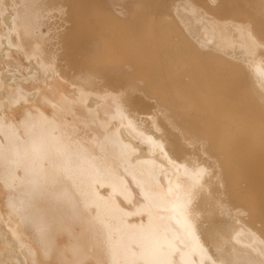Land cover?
Masks as SVG:
<instances>
[{
	"label": "bare ground",
	"instance_id": "6f19581e",
	"mask_svg": "<svg viewBox=\"0 0 264 264\" xmlns=\"http://www.w3.org/2000/svg\"><path fill=\"white\" fill-rule=\"evenodd\" d=\"M27 3L0 36L82 98L0 80V264H264V0Z\"/></svg>",
	"mask_w": 264,
	"mask_h": 264
},
{
	"label": "rangeland",
	"instance_id": "374dc122",
	"mask_svg": "<svg viewBox=\"0 0 264 264\" xmlns=\"http://www.w3.org/2000/svg\"><path fill=\"white\" fill-rule=\"evenodd\" d=\"M8 1L10 2V0H8ZM8 1H7V2H8ZM37 1H40V0H37ZM3 2H4V3H3ZM9 2L6 3V0H2L1 3H3V6H4V7L0 8V9L2 10V13L0 14V19H1L0 21H1V23H3V24L5 23V24H4L5 27H6L7 23L10 24V25H12V24L10 23V21H8V19H10L11 17H13L12 15H15L14 12H13V10H12V9H14L15 7H17V6H15V4H16V5H17V4L20 5V6L23 7L24 10H25V9H28V8H29V5H28V4H30V3H27V2H32V5L35 7V12H36V9H37V10H38V9H39V10L42 9V8L40 7V6H42V4H41L40 6L37 5L38 2L36 3V0H35V2H34V1H30V0H25V2H24V0H12V1L10 2V5H11L12 2L15 3V4L12 3V5L14 6V8H13V6L11 5V6H12V7H11L12 9H9V8H6V7H5L6 4H7V5H6L7 7L9 6ZM1 3H0V7H1ZM5 3H6V4H5ZM25 3H27V4L25 5ZM32 5H30V6H32ZM38 6H39V7H38ZM9 7H10V6H9ZM21 7H19V8H21ZM36 7H38V8H36ZM4 8H5V10H6V11L4 12V13L6 14V15L4 14L5 16H3V9H4ZM46 8H49V7H45V9H46ZM21 9H22V8H21ZM33 9H34V8H33ZM45 9H44V10H45ZM10 10H12V13H11L12 15H9V14H8V13L11 12ZM15 10H17V13H20V12H18L19 9H15ZM15 10H14V11H15ZM28 10H29V9H28ZM30 10H32V8H30ZM30 10H29L28 12H30ZM42 10H43V9H42ZM46 10H47V9H46ZM48 10H49V9H48ZM22 11H23V10H22ZM53 11H55V10H53ZM28 12H27V13H28ZM32 12H33V11H32ZM38 12H39V11H38ZM47 12H48V11H47ZM51 12H52V11H51ZM55 12H56V11H55ZM17 13H16V14H17ZM25 13H26V12H25ZM25 13H24V14H25ZM27 13H26V14H27ZM41 13H42V12H41ZM53 13H54V12H53ZM56 13H57V12H56ZM21 14H22V13H21ZM28 14H29V13H28ZM33 14H34V13H33ZM42 14H44V13H42ZM49 14H50V13H49ZM7 15H8L10 18H7V17H8ZM18 15H20V14H18ZM22 15H23V14H22ZM22 15H20V16H22ZM29 15H30V14H29ZM36 15L38 16V14H36ZM36 15H35V17H36ZM45 15H46V12H45ZM15 16H16V15H15ZM15 16H14V17H15ZM23 16H25V15H23ZM16 17H17V16H16ZM29 17H33V15H32V16H29ZM25 18H26V16H25L23 19H25ZM15 19H16V18H15ZM15 19H14V20H15ZM26 19H28V16H27ZM32 19H34V18H32ZM37 19H38V18H37ZM37 19L35 18V20H36L35 22H37ZM12 20H13V19H12ZM6 21H7V22H6ZM24 21H26V22L28 23L29 21H32V20L28 19V20H24ZM32 22L34 23V21H32ZM32 22H30V23H32ZM16 23H17V22H15V27H17ZM30 23H29L28 26H29V27H32V26H30V25H33V24H30ZM17 24H19V23H17ZM20 24H21V23H20ZM20 24L18 25V28H19V29L22 28V27H20L22 24H21V25H20ZM22 26H23V25H22ZM34 26H35L34 28L39 29V31L42 33V34H39V35H41V36H43V34H44V35L46 34L44 31H47L48 29H50V28H48L47 30H44L45 28H47V26H43V27H41V25H38V23H37V24L35 23ZM5 27L1 24V29H4ZM15 27H14V31L12 30L13 33L11 32V34H13V35H15V37H17L16 34H14V33H16L17 30H19V29H16ZM23 27H24V26H23ZM40 27H41V29H40ZM7 28H9L8 25H7ZM34 28H32V29H34ZM15 29H16V31H15ZM28 29H29V28H28ZM28 29H27V30H28ZM37 29H36V33H38V30H37ZM27 30H26V28H25V30H24V28H23V29H22V32H23V31L26 32ZM32 31H33V34H35V33H34V30H32ZM54 31H55V30H54ZM20 32H21V31H20ZM20 32H19V33H20ZM25 32H23V33H25ZM17 33H18V32H17ZM19 33H18V34H19ZM27 33H28V32H27ZM48 33H49V32L47 31V34H48ZM52 33H53V32H52ZM52 33H50V34H52ZM20 34H22V33H20ZM29 34H30V32H29ZM29 34H27V36H29ZM50 34H48V35L50 36ZM48 35L45 36V37H47V38L49 39L48 42H50L52 38H49ZM4 36H5V37H4ZM6 36H7V35H1V36H0V40H2V42H3V44H2L3 46L0 45V54H1V56H0V61L2 62V59H3V62L6 64V65L4 66V68H3L2 64H4V63H1V62H0V67L2 68V69L0 68V74L2 75V78H0V80L2 81V83H3V81L5 80V78L7 79V80H5V83H7V81H9L10 79L14 78V77L10 78L12 75L18 77V80H17V78H16V80H14L15 78L12 79L13 82H12L11 84L7 83V84L9 85V87H10L11 89L13 88L12 90H14V87L16 88V85L19 84L18 82H20V79L23 80V78H25V75H24V74H25V71H23L24 68H25L26 71H27V70H28V71L26 72L27 77H26L23 81L26 83V82L30 81L29 79H32V83L29 82V84H30V86L33 85V87L35 88V91L38 92V89L41 90V87L43 86V83H44V85L50 83V84L47 86V88H48V90H50V87H51V91L46 90V91H47L46 96H44V94H43V92L45 93L44 88L47 89L46 87H44V88L42 89L43 91L41 90L42 92L39 91V92L43 95V96H42V95L40 96L41 98H42V97H47V98L49 99V96H50V97L52 96V98H50V99L53 100V97H54L53 95H55L54 98H56V95H57V100H54V103H53V104H55V101H56V103L59 104V102H58V101H59V100H58L59 96H61L60 100H63V101H65L68 97H69V98H73V97H75V96H73V95H74V92L77 93V92L79 91V88H82V86L76 88V86H74L75 83H72V84H71L70 81H69V82H68V81H65V82L70 83V84L68 85V83H66V84H62V81L59 80V81L61 82V84H62V86H59V87H63V85H64V86H65V85H68V88H64V90H58V92H59L58 94H59V95L56 93L57 91H56L55 94H54V90H53V89H55V86H50V85L52 84L51 82H53L54 80H56V79L58 80V78H57L58 76L56 77V75H55V74H56L55 72H57V71H54V69H55V70L58 69V63L55 64L56 61L54 62V60H53V62H54V64H55V66H54V65H52L53 62H51L52 59H50L51 61H50L49 59H47V63H48V67H49V68L46 70V66L44 65L46 61L43 63L41 60L38 59L39 56H38L37 53L40 52V51H37V50L41 49V48H40V45H39V47L37 48V50H35V49H36V48H35L36 45L33 46V47H34V50L36 51V54H35V52H33V50H30V51L28 50V52H30V53L33 52L32 55H29V54H28V55L30 56V58H32L33 62H35L36 60H38L37 62H35L37 65L34 64L33 62H29L30 60H28L29 63L26 62L27 59H30L28 55H26L28 58H27L26 56L24 57V59L26 58V61L22 58V56H23L22 52L24 51V53H25V51H26L25 47L29 49V47H27V45L32 44V43H30V42H32V40H30V39H37L36 34H35L36 37L34 36L35 38H33V35L30 34V36H32V38H30V36L28 37V39H29L30 41H28L27 38L22 37V36H26V34H22V35H19V36H18V38H19V37H22L23 40L26 39V41L29 42V43L27 42V45H25V47H24V46H21V44H20V43L23 42L21 38H20L21 41H19L20 39H17L19 43H16V42H17V41L15 40L16 38H15V37H12V36L9 35V34H8V38H9V36H11L10 38H12V39H11V40H12V42H11L12 45L7 44L5 40H6V39L8 40V38H7ZM45 37H41L40 40H42V39H43V40L46 39ZM50 37H51V36H50ZM13 38H14V39H13ZM24 38H25V39H24ZM11 40H9L8 43H9ZM14 40H15V43L17 44V45L15 44V47H13V44H14L13 41H14ZM43 40L41 41V44H43V46H44V42H43ZM26 41L23 42L22 45L26 44ZM33 41L35 42V40H33ZM36 41H38V40H36ZM44 41H45V40H44ZM2 42H1V43H2ZM46 42H47V40H46ZM48 42L45 43V44H48ZM37 43H38V42H37ZM37 43H36V44H37ZM39 44H40V43H39ZM5 45H6V46H5ZM7 45L10 46V47H9V50H8V48H7ZM19 45L21 46V47H20L21 50H20V48H18ZM37 45H38V44H37ZM16 46H17V47H16ZM41 46H42V45H41ZM22 47H23V48H22ZM1 48H2V50H1ZM13 48H15V49H13ZM17 48L19 49V52L17 51L18 53L15 51V50H17ZM11 49H13V50H11ZM32 49H33V48H32ZM42 49H43V48H42ZM11 52H12V53H11ZM14 52H16V54H15ZM41 52H42V51H41ZM41 52H40L39 54H41ZM3 53H4V54H3ZM14 54H15V55H14ZM3 55H4V56H3ZM10 55H11V56H10ZM16 55H17V56H16ZM36 55H37L38 58L36 57ZM2 56H3V57H2ZM19 56H20L21 58H20ZM40 56H41V55H40ZM4 57H9L8 59H10V60L13 58L14 60L12 59V61H15V60L17 59L18 63H16V62H12V61H9V60H7V59H4ZM10 57H11V58H10ZM42 57H45V56L42 55ZM45 58H47V57H45ZM22 59H23L24 61H23ZM35 59H36V60H35ZM19 60H20V61H19ZM43 60H45V59L43 58ZM39 61H40V63H38ZM8 62H11V63H9L10 65L13 63L14 67H15V66H16V67L14 68L12 65H11V66L8 65ZM22 62H25L24 65H23ZM49 62H50V65H49ZM14 63H16L17 65H15ZM20 63H22V64L20 65ZM51 63H52V64H51ZM18 64H19V66H18ZM34 65H35V70H34ZM39 65H40V66H39ZM42 65H44V66H42ZM51 65H52V66H51ZM20 66H21V67L23 66V70H22V69L20 70V68H21ZM41 66H42V68H41ZM53 66H54V67L57 66V68L52 69ZM9 67H10V68H9ZM12 67H13V68H12ZM18 67H19V68H18ZM27 67H28V69H27ZM43 67H44V68H43ZM4 69H6V71L10 72L11 74H8V72H7V73H6V76H4V74H5V72H6ZM7 69H10V70H7ZM12 69L15 70V72H14ZM43 69H44L45 71H44ZM58 70H59V69H58ZM2 71H3V74H2ZM20 71H22V73H21ZM36 71H37V72H36ZM29 72L32 73V74H33V72H36L37 74H35V73L33 74L35 77H34L33 75H32V77H29V76H30V73H29ZM48 72H49L50 74H49ZM59 72H60V70H59ZM28 73H29V75H28ZM44 73H46V74H44ZM52 73H55L54 75H55V78H56V79L54 78V79L47 80V77H48V76H46V75L51 76ZM58 74H59V73L57 72V75H58ZM1 75H0V77H1ZM8 75L10 76L9 79L7 78ZM3 76H4V77H3ZM21 76H22V78H21ZM37 76H38V77H37ZM35 78H36V79H35ZM37 78H38V79H37ZM27 79H28V80H27ZM59 79H60V78H59ZM26 80H27V81H26ZM33 80H36L37 83H36L35 81H33ZM39 80L41 81L40 83H41L42 86L39 85L40 83L38 84V81H39ZM42 80H43V82H42ZM1 81H0V82H1ZM14 81H18V82H16L17 84H15ZM65 82H64V83H65ZM25 83H24V84H25ZM33 83L36 84L37 87H35ZM3 84H4V83H3ZM13 84L15 85L14 87L11 86V85H13ZM27 84H28V83H26V86H27ZM23 86H24V85H23ZM38 86H39V87H38ZM77 86H78V85H77ZM33 87H30V88L33 89V90H30V91H32V92L34 93V88H33ZM52 87H54V88L52 89ZM57 87H58V86H57ZM59 87H58V88H59ZM10 88H9V90L4 89V91L6 90V92H8V93H7L8 96L5 95V97H6V96H7V97H10V94H12V95L14 96V101L19 100L20 96L22 97V94H23V93L25 94V95H24L25 99L28 98V94H32V96L35 97V100H37V98H38V99L40 98V97H38L39 94H40L39 92H38L39 94H37L38 96H36L35 94H36L37 92H35V94L33 95V93H29V92H30V91H28L29 89L26 90L27 92H25V91H23V93L21 92L20 96H19V94H17L18 97H19V98H17V97H16L17 95L15 96L14 93H15V91H18V90L15 89V91H14V93H13V91H11ZM27 88H29V87L27 86L26 89H27ZM36 89H37V90H36ZM52 90H53V91H52ZM65 90H66V91H65ZM81 90H82V89H81ZM0 91H1V89H0ZM9 91H10L11 93H10ZM60 91H62V94H61V95H60V93H61ZM63 91H65V92H63ZM48 92H50V93H48ZM17 93H20V90H19ZM51 93H53V95H49V94H51ZM76 93H75V95H76V97L78 98L79 95H80V91H79V93H78L79 95L76 94ZM3 94H4V93H2V92L0 93V98H1L0 101H2V95H3ZM5 94H6V93H5ZM26 94H27V95H26ZM77 95H78V96H77ZM26 96H27V98H26ZM80 96H81V97H79V99L82 98V95H80ZM7 97H6V99H7ZM3 98H4V96H3ZM16 98H17V100H16ZM29 98H30V95H29ZM75 99H76V98H75ZM8 100H11V97L8 98ZM8 100H6V101H8ZM14 101H10V102L13 104ZM22 101H24V98H23V97H22ZM22 101H21V98H20V101H17V102H18L17 105H16L15 103H14V104H15L16 106H18V104H19V103H22ZM63 101H61V102H63ZM26 102H27V101L25 100V102H24L25 104L23 103L24 106L27 105ZM5 104H6V103H5ZM71 104H72V102H71ZM9 105H10V104H7V106H9ZM2 106H3V108H5L4 105H2ZM10 106H12V105H10ZM16 106H15V107H16ZM19 106H21V105L19 104ZM45 106H46V105H45ZM45 106H43L42 108H43L44 110L48 111L47 113H49V110H48L49 108H48V106H47L48 109H46ZM76 106H77V105H76ZM76 106L72 107L73 111L75 110ZM44 107H45V108H44ZM67 107H68V106H67ZM6 109L8 110V108H6ZM6 109H4V110L6 111ZM36 115H37V118L40 117L39 113L36 114ZM62 115H64V114H62ZM67 119L70 120L71 118L67 117ZM78 119H79V118H76V119H75V121H76L75 124H73V123H72V120H71V123L73 124L74 128H75L77 125H79V121H78ZM18 121H19V120H18ZM16 122H17V121H16ZM73 122H74V121H73ZM18 123L20 124V127H19V124H18ZM18 123H16V124H17V128H18V130L20 129V130L22 131V129H21V123H20V122H18ZM23 124H25V129H27V123H23ZM80 125H82V124H80ZM83 126H84V125H82V127L77 126V128H78V127H79V128H84ZM69 127H70V130H73V133H74L75 130L72 129V126H71L70 124H69ZM83 130H84V129H83ZM24 131H26V130H24ZM80 131H81V130H80ZM80 131H78V129H77V133L80 132ZM23 133H24V132H23ZM75 134H76V132L74 133V135H75ZM22 135H23V134H22ZM34 141H35V139H34ZM34 143H36V142H34ZM35 145H37V144H35ZM32 147H33V145H32ZM0 185H1V184H0ZM122 202H123L125 205H124ZM120 203H121L123 206H126V207L129 206L128 203H126L125 201H121ZM83 204H84V203H83ZM83 204L80 203L79 206H80L81 208H84V207H83ZM84 205H85V204H84ZM87 207H88V206H87ZM87 207H86V205H85V208H87ZM127 208H128V207H127ZM92 211H93V210H92ZM93 214H94V215H93ZM93 217L99 218V214L96 213L95 211H93V212H92V218H93ZM129 217H131V216L128 215V218H129ZM67 218H68V217H67ZM69 219L71 220L70 217H69ZM131 219H132V217H131ZM133 219H135V217H133ZM67 220H68V219H67ZM70 220H69V221H70ZM1 242H2V241H1ZM69 242H70V241H69ZM72 242H73V241H72ZM70 244H71V245H68V247H70V246H73V247H74V246H75V245H73V244H75V243H73V244L70 243ZM0 245H1V243H0ZM71 248H72V247H71Z\"/></svg>",
	"mask_w": 264,
	"mask_h": 264
}]
</instances>
